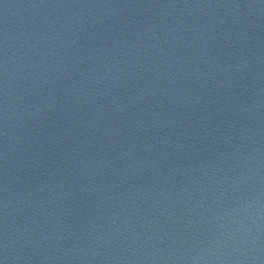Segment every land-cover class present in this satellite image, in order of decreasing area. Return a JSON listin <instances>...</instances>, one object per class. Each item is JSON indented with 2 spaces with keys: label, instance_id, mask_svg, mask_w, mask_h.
I'll list each match as a JSON object with an SVG mask.
<instances>
[{
  "label": "water",
  "instance_id": "water-1",
  "mask_svg": "<svg viewBox=\"0 0 264 264\" xmlns=\"http://www.w3.org/2000/svg\"><path fill=\"white\" fill-rule=\"evenodd\" d=\"M0 264H264V0H0Z\"/></svg>",
  "mask_w": 264,
  "mask_h": 264
}]
</instances>
